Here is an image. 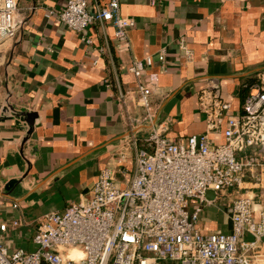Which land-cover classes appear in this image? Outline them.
<instances>
[{
	"label": "crops",
	"instance_id": "1",
	"mask_svg": "<svg viewBox=\"0 0 264 264\" xmlns=\"http://www.w3.org/2000/svg\"><path fill=\"white\" fill-rule=\"evenodd\" d=\"M66 1L17 0L19 28L0 46V237L9 252L34 250L40 218L89 197L132 140L140 146L155 130L175 141L203 133L197 97L208 79L239 113L264 70V0H119L120 14L133 20L122 50L111 24L87 27L88 44L66 28L58 17ZM87 1L93 10L108 0ZM147 56L152 63L135 76L130 65ZM152 73L156 85L142 106L138 88ZM209 136L224 140L221 128ZM134 167L130 147L115 176L121 186ZM246 192L255 190L213 192L198 229L229 232L232 202ZM260 247L264 262V239Z\"/></svg>",
	"mask_w": 264,
	"mask_h": 264
},
{
	"label": "built area",
	"instance_id": "2",
	"mask_svg": "<svg viewBox=\"0 0 264 264\" xmlns=\"http://www.w3.org/2000/svg\"><path fill=\"white\" fill-rule=\"evenodd\" d=\"M88 7L87 0H67L59 20L81 33L87 44V27L111 24L116 49H127L133 20L120 14L119 0ZM18 28L17 0H0V46ZM181 49L190 61L191 50L184 44ZM151 63L147 56L129 70L139 76L143 64ZM155 77L150 74L138 88L142 106L148 105ZM197 102L205 116L203 133L175 141L155 130L140 146L132 140L115 166L100 171L89 197L40 218L34 250L9 252L0 237V264H264L258 259L264 239V70L256 74L239 113L230 112L214 78L201 88ZM220 128L224 140L217 143L209 134ZM130 147L135 148L134 174L121 186L115 176ZM247 184L255 193H240L234 199L229 232L198 229L203 208L216 198H207V191L243 190ZM6 228V223L0 225L1 232ZM74 250L81 255L73 256Z\"/></svg>",
	"mask_w": 264,
	"mask_h": 264
},
{
	"label": "bare ground",
	"instance_id": "3",
	"mask_svg": "<svg viewBox=\"0 0 264 264\" xmlns=\"http://www.w3.org/2000/svg\"><path fill=\"white\" fill-rule=\"evenodd\" d=\"M71 253H72V255L75 256V257H79V256L81 255V253H80L79 251H77V250H74V251H72Z\"/></svg>",
	"mask_w": 264,
	"mask_h": 264
},
{
	"label": "water",
	"instance_id": "4",
	"mask_svg": "<svg viewBox=\"0 0 264 264\" xmlns=\"http://www.w3.org/2000/svg\"><path fill=\"white\" fill-rule=\"evenodd\" d=\"M211 194H212V196H213V194H214L211 190H210V191H207V192H206V197H207V198H212V197H211Z\"/></svg>",
	"mask_w": 264,
	"mask_h": 264
},
{
	"label": "rangeland",
	"instance_id": "5",
	"mask_svg": "<svg viewBox=\"0 0 264 264\" xmlns=\"http://www.w3.org/2000/svg\"><path fill=\"white\" fill-rule=\"evenodd\" d=\"M217 203V202H216ZM191 205H192V203H191Z\"/></svg>",
	"mask_w": 264,
	"mask_h": 264
}]
</instances>
